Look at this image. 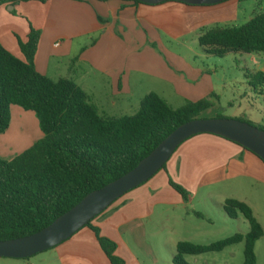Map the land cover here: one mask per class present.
<instances>
[{"label": "crops", "instance_id": "0c3cea01", "mask_svg": "<svg viewBox=\"0 0 264 264\" xmlns=\"http://www.w3.org/2000/svg\"><path fill=\"white\" fill-rule=\"evenodd\" d=\"M263 1L248 15L244 1L239 0L211 5L174 0L158 4L10 0L0 5V41L23 59L19 41L27 40L31 27L38 29L35 65L40 73L54 80L71 78L89 94L86 88L98 95L108 90L116 106L126 103L133 88H138L141 74L170 81L177 95L197 101L213 89L201 81L203 74L194 72L190 82L179 76L180 67L169 63L175 53L167 47L168 42L199 41L205 28L238 26L241 20L245 23L255 12L264 10ZM252 90L255 98H264V87ZM214 109L205 117H216L220 112ZM170 180L189 192L187 201ZM228 198L247 203L264 228V162L237 143L200 133L182 142L163 168L117 199L92 225L116 243V255L125 264H162V247L156 241L160 239L167 240L172 252L168 264H174L180 240L206 238L209 232L203 214L193 211L196 217H192L188 209L213 204L224 209ZM48 251L55 264H112L90 226Z\"/></svg>", "mask_w": 264, "mask_h": 264}, {"label": "trees", "instance_id": "16d2710c", "mask_svg": "<svg viewBox=\"0 0 264 264\" xmlns=\"http://www.w3.org/2000/svg\"><path fill=\"white\" fill-rule=\"evenodd\" d=\"M6 1L10 0H0V5ZM39 41L40 31L31 27L27 40L19 41L23 59L0 41V133L10 127L12 106L17 105L35 113L43 134L12 159L0 157V240L27 236L46 227L86 194L133 169L177 126L203 117L202 112L214 105L210 99L213 93L210 98L188 100L174 108L158 93L149 92L133 114H104L73 79L54 80L36 69ZM199 44L206 53L220 57L229 51L264 55V10L238 26L203 29ZM245 77L252 89L264 87V72L247 70ZM216 117L225 116L218 113ZM170 185L184 200L189 199L183 186L173 180ZM223 208L230 218L240 212L249 231L209 244L180 240L174 264H190L186 255L222 251L240 242H244L243 264H256L255 246L264 235L262 224L239 199H226ZM92 221L86 226L92 227L110 262L125 264L116 255V243L101 235Z\"/></svg>", "mask_w": 264, "mask_h": 264}, {"label": "rangeland", "instance_id": "374dc122", "mask_svg": "<svg viewBox=\"0 0 264 264\" xmlns=\"http://www.w3.org/2000/svg\"><path fill=\"white\" fill-rule=\"evenodd\" d=\"M260 1H244L243 6L246 14L250 15L258 7ZM242 23L243 20L239 22V25ZM167 47L175 53V59L171 57L169 63L173 66V62H175L180 67V77L190 82L194 77V72H197L200 75L203 74L201 78L203 80L201 81L206 83V87H212V93L215 96L210 98V95H208L207 97L213 101L214 105L202 112L203 117L207 116L210 111L215 110L214 108H217L227 118L237 117L255 125L264 126V98L260 96L259 100L255 98V94L245 77L247 70L257 72L264 69V55L229 51L224 56H215L206 53L200 46L198 39H189L186 44L180 41L168 42ZM163 55L169 61L168 56H165V52ZM189 71L191 74H187ZM140 79L138 88L134 87L133 92L128 96L127 102L120 106L111 103L108 90H104L99 95L97 92L95 94L91 87L86 88V90L95 95L92 96L93 101L97 104L99 110L107 115L120 116L135 113L140 106V98L149 92H156L162 97L164 96L174 108L181 107L188 101L183 96L177 95L175 86L170 81L147 74H141ZM42 135L38 118L34 112L24 110L17 105L12 106L10 127L4 133H0V157L4 159L15 157L40 139ZM21 138H25L22 144L20 142ZM188 211L192 217H196L193 211L201 212L206 219L207 226H209L206 238L191 240L196 241V243L209 244L237 232L247 233L249 231L248 222L240 212H238L236 218H230L222 207L215 204L198 206L197 208L191 207ZM262 219L264 221L263 214ZM207 220H210L211 224ZM156 241L162 247L160 262L168 264L172 252L167 240L160 239ZM255 248L258 256L257 264H264V235L259 239ZM48 250L28 258L0 257V264H55ZM185 259L190 264H243L244 242L230 245L222 251L186 255Z\"/></svg>", "mask_w": 264, "mask_h": 264}, {"label": "water", "instance_id": "95a60500", "mask_svg": "<svg viewBox=\"0 0 264 264\" xmlns=\"http://www.w3.org/2000/svg\"><path fill=\"white\" fill-rule=\"evenodd\" d=\"M158 4L170 0H138ZM186 4L211 5L224 0H174ZM200 133L225 137L256 153L264 160V129L247 121L227 117H198L177 126L130 171L86 194L77 204L33 234L0 240V257L28 258L51 249L89 224L117 199L146 182L164 167L186 139Z\"/></svg>", "mask_w": 264, "mask_h": 264}, {"label": "bare ground", "instance_id": "6f19581e", "mask_svg": "<svg viewBox=\"0 0 264 264\" xmlns=\"http://www.w3.org/2000/svg\"><path fill=\"white\" fill-rule=\"evenodd\" d=\"M32 139V138H31ZM30 139V140H31ZM25 140V138H21V140H20V142H21V144L23 143V141ZM23 146V145H22Z\"/></svg>", "mask_w": 264, "mask_h": 264}]
</instances>
